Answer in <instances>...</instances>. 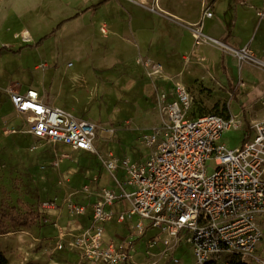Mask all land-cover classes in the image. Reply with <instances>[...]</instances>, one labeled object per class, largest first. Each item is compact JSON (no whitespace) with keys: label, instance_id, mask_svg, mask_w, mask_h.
<instances>
[{"label":"rangeland","instance_id":"obj_1","mask_svg":"<svg viewBox=\"0 0 264 264\" xmlns=\"http://www.w3.org/2000/svg\"><path fill=\"white\" fill-rule=\"evenodd\" d=\"M207 1L210 5L212 0ZM168 2L162 0L161 4ZM263 7L264 0L216 1L212 4L214 18L206 20L204 34L230 49L196 45L194 38L190 51L191 35L174 25L156 4L0 0V208L18 207L21 201L41 214L37 226L0 236V253L9 264H78L75 253L55 250L58 230L54 225L59 223L66 232L71 231L67 225H86L88 217L75 216L67 202L87 206L90 215L97 200L86 188L91 192L117 189L102 163L110 154L120 165L126 159L141 163L151 155L142 138L163 121L149 76L157 65L164 68L167 83L181 84L193 94L196 115L228 114V107L232 114L243 111L246 126L240 132L224 134L222 140L229 149L242 147L246 135L252 134L248 129L264 119V70L240 61L233 50L250 46L253 56L263 58L264 18L257 15ZM224 11L231 12V23L238 14L237 26L230 28L232 35L226 38L223 34L230 22L222 15ZM25 32L29 41L24 40ZM173 35L184 47L171 44ZM171 64L177 76L168 74L166 66ZM17 86L23 91L36 89L41 95L46 91L54 106L94 123L99 156L13 134V127L25 124L5 91ZM54 151L62 155L59 160ZM216 168L214 160L207 163L209 174ZM118 176L124 178L122 172ZM50 201L63 207L44 209L42 204ZM129 209L126 201L108 208L116 214ZM261 226L264 230V218ZM131 229V225L113 222L107 226L106 239L128 237ZM146 242L139 240L134 246L138 263L146 261ZM255 257L264 260V240ZM160 264H197L193 246L183 242L174 257H166Z\"/></svg>","mask_w":264,"mask_h":264},{"label":"built area","instance_id":"obj_2","mask_svg":"<svg viewBox=\"0 0 264 264\" xmlns=\"http://www.w3.org/2000/svg\"><path fill=\"white\" fill-rule=\"evenodd\" d=\"M257 15L264 18V7ZM211 18L210 6H204L194 30L196 45H218V40L204 34L205 21ZM233 51L240 61L264 70V56H253L249 46ZM149 76L163 118L160 127L142 138L151 155L141 163L126 159L120 165L113 154L102 160L117 189L91 192L86 188L97 200L90 215L87 206L67 200L71 212L88 217L89 223L76 232H66L56 222L55 250L75 253L78 264H160L166 257H174L186 241L193 246L197 264H232L234 258L246 264H264L255 257L264 240V119L248 129L252 134L246 135L249 139L242 147L229 149L223 136L243 130V111L232 114L228 107V114L196 115L195 99L185 86L178 84L169 90L158 86L166 79L162 66L157 65ZM17 87L5 91L25 124L13 127V134L99 156L94 123L48 104L36 89ZM54 153L59 160L62 155ZM211 160L217 168L209 174L207 163ZM121 201L130 204L129 211L116 214L108 210ZM42 207L57 211L63 205L50 201ZM113 222L131 225L129 236L107 242V226ZM144 239L146 261L138 263L134 246Z\"/></svg>","mask_w":264,"mask_h":264},{"label":"crops","instance_id":"obj_3","mask_svg":"<svg viewBox=\"0 0 264 264\" xmlns=\"http://www.w3.org/2000/svg\"><path fill=\"white\" fill-rule=\"evenodd\" d=\"M130 1H133L136 4L141 5V6H147V5H151V4H156L157 6L159 5L161 11L163 12V15H165L167 18H169L170 21L174 25H176L177 27L183 29L184 31H186L187 33H189L191 35V37L193 39V43L191 45L190 51L193 49L195 32H194V29H191V27H195L196 24L199 23V21H200V19L202 17V14H203V8H204V6L208 5V1L207 0H170V2H168L165 5L161 4L162 0H130ZM216 1H220V0H212L211 4L208 5V6H210L211 11H212V4L215 3ZM241 1H246V0H241ZM237 6H239V4ZM234 8H235V6H234ZM197 13H199L198 19H196V17H195ZM222 15L225 16L230 22V24L227 26V30L223 34V38H226L227 35H228V37H230L232 35V32H229V30H230L231 27L234 28V29L236 28L237 23H238V16H237L238 14L234 15L236 17H234L235 21L233 23H231L232 20H233V18L231 17V12L224 11ZM213 18H214V15H213ZM204 27H205V25H204ZM175 38H174V35H173V40H172L171 44L174 45V46L184 47V43L181 40H176ZM216 40H218V39H216ZM219 42H221V41H219ZM206 46H208V45H206ZM184 58H185V56H184ZM184 61H185V59H184ZM172 66H173V64H171L169 66H166L167 67V72L171 76H177L179 73L174 72L173 69H171ZM191 66L197 68V66H195V65H191ZM191 66H189V67H191ZM182 77H183L182 80L184 81V77H185L184 72H183ZM160 84L161 85H165V87L168 90L171 89L175 85L174 84L173 86H171L169 83L166 84L165 80H161ZM41 96L45 99V101L48 104H50L52 106L55 105L54 104L55 102L53 100L54 97L52 98V100H53V102H52L50 97H48L46 95V91ZM88 223H89V221L87 220L86 225L85 224L82 225L80 223L82 225L81 227H77L75 225H71V226L67 225V226L70 227L69 228V230H71L70 232H76V231L80 230L81 228L87 227ZM128 225L129 224H127L126 226H128ZM107 233L109 234V232H107ZM107 238H108V240L106 239V241L110 242V238L109 237H107Z\"/></svg>","mask_w":264,"mask_h":264},{"label":"trees","instance_id":"obj_4","mask_svg":"<svg viewBox=\"0 0 264 264\" xmlns=\"http://www.w3.org/2000/svg\"><path fill=\"white\" fill-rule=\"evenodd\" d=\"M250 137V136H249ZM249 138H245L244 143ZM41 220L40 212L25 206L21 201L18 202V207L0 208V236H6L21 228H32L37 226ZM0 264H9L6 256L0 253ZM232 264H246L241 261H235Z\"/></svg>","mask_w":264,"mask_h":264},{"label":"bare ground","instance_id":"obj_5","mask_svg":"<svg viewBox=\"0 0 264 264\" xmlns=\"http://www.w3.org/2000/svg\"><path fill=\"white\" fill-rule=\"evenodd\" d=\"M23 35H24V40H25V41H29V40H30V35H29L28 32H25ZM218 45L221 46V47H224V48H226V49H228V50L230 49L229 46L224 45L222 42H219ZM187 62H188V61H187Z\"/></svg>","mask_w":264,"mask_h":264}]
</instances>
